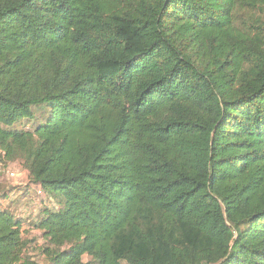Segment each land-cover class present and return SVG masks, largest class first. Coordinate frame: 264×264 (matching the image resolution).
<instances>
[{
    "label": "trees",
    "instance_id": "obj_1",
    "mask_svg": "<svg viewBox=\"0 0 264 264\" xmlns=\"http://www.w3.org/2000/svg\"><path fill=\"white\" fill-rule=\"evenodd\" d=\"M0 150L52 264H264V0H0Z\"/></svg>",
    "mask_w": 264,
    "mask_h": 264
},
{
    "label": "rangeland",
    "instance_id": "obj_2",
    "mask_svg": "<svg viewBox=\"0 0 264 264\" xmlns=\"http://www.w3.org/2000/svg\"><path fill=\"white\" fill-rule=\"evenodd\" d=\"M44 106L35 108V116L31 120H24L17 124L18 129L24 128L27 125L31 130H34L38 125L43 124L47 120L48 113ZM6 167L0 172V209H9L21 216L24 221L34 218L32 223H36L43 209H57L59 203L55 198L49 197L46 192L37 194L36 185H30L28 182V173L23 162L15 160L5 165ZM9 171L15 172L14 176L9 174ZM31 218V219H28ZM30 225V224H29ZM30 225V228L32 226ZM28 228V231H31ZM34 230V229H33ZM30 235H33L30 233ZM32 243L28 247V252L40 262V264H52L51 256L48 254L50 247L47 239L43 238L40 231L39 234H34ZM84 261H92L89 255L84 256ZM123 264H128L123 261Z\"/></svg>",
    "mask_w": 264,
    "mask_h": 264
},
{
    "label": "built area",
    "instance_id": "obj_3",
    "mask_svg": "<svg viewBox=\"0 0 264 264\" xmlns=\"http://www.w3.org/2000/svg\"><path fill=\"white\" fill-rule=\"evenodd\" d=\"M0 156H2V157H0V172H1L2 169H4L6 167L5 165L8 163H6L4 161V159H5V152L4 151L0 150ZM9 174L11 176H14L15 172L9 171ZM36 186H37V189H36L37 194H44L45 191L43 190V188L40 185H36Z\"/></svg>",
    "mask_w": 264,
    "mask_h": 264
},
{
    "label": "crops",
    "instance_id": "obj_4",
    "mask_svg": "<svg viewBox=\"0 0 264 264\" xmlns=\"http://www.w3.org/2000/svg\"><path fill=\"white\" fill-rule=\"evenodd\" d=\"M27 170V169H26ZM27 172H28V170H27ZM28 178H29V173H28ZM28 182H29V179H28ZM28 219H31V218H28ZM34 220V218L33 219H31V220H27V221H23V226H24V229H28V228H30V225L29 224H31V222H35V221H33ZM31 221V222H30ZM33 224V223H32ZM30 233H32L33 235L34 234H39L40 233V230H31L30 231Z\"/></svg>",
    "mask_w": 264,
    "mask_h": 264
}]
</instances>
